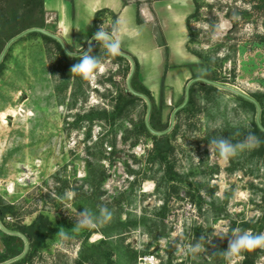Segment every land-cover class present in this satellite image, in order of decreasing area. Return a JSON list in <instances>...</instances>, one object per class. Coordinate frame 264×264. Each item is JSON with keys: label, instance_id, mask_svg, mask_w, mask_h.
Instances as JSON below:
<instances>
[{"label": "rangeland", "instance_id": "1", "mask_svg": "<svg viewBox=\"0 0 264 264\" xmlns=\"http://www.w3.org/2000/svg\"><path fill=\"white\" fill-rule=\"evenodd\" d=\"M255 4V0H192L186 5L192 7L190 15L197 8L196 15L188 21L189 47L204 55L227 57L221 67L210 66L214 74L225 81L218 82L221 92L214 96L215 102L210 100L205 105L200 101L202 109L193 119L197 128L188 130L183 125L174 141L175 170L181 174L191 173L189 179L194 188L199 187V194L205 200L203 207L199 210L183 190L179 191L180 195L172 194L164 217V233L160 234L161 225L153 229L160 236L156 240L143 224L121 234L118 227L112 226L120 209L122 219L130 213L139 218L147 217V224L150 218L158 220L156 213L163 202L161 193L155 192L154 180L142 179L144 174L157 168H150L145 162L153 145L151 139L141 136L137 144L131 145L132 138L124 140L123 129L117 125L114 138L110 128L97 120L90 127L89 137L87 121L81 126L72 125L78 112L92 107L111 109L112 93L127 86L129 74L125 71L132 67V54L127 53L132 61L128 58L119 62L111 58L99 61L90 78H81L87 100L83 102L78 92L76 105L70 107L74 84L70 82L63 90L60 73L53 71V46L35 35L22 36L13 43L0 72V197L14 205V213L6 217L10 224L29 223L44 213L58 227L47 239V246L41 248L29 264H75L85 230L90 228L74 227L76 214L83 208L93 216L97 229L88 241L96 242L109 235L114 247L112 259L118 262L120 252L126 259L124 247L129 246L138 253L135 264H159L168 259L172 264H216L212 254L223 242L227 248L228 237L213 236V231L223 229L232 235L233 230H241L242 221H255L261 216L260 192L256 187L264 184L263 160L257 162L251 158L248 147L237 149L233 156L235 169L229 170L230 157H221L215 146L205 140L208 130L216 131L224 126L237 128L250 123L252 113L238 106L233 93L251 96L264 90V45L258 43L256 37L264 34V9ZM69 7L74 24L79 28L76 36L92 32L94 14L85 1L69 0ZM44 16L48 24L54 25V14L45 12ZM131 17L137 18L135 7ZM106 19L100 25L112 30L114 17ZM178 26L171 23L165 31L173 54L166 68V48L159 49L161 54L147 50L149 53L138 58L141 61L139 78L156 100L165 73L163 98L167 107L163 118L171 122H174L172 108L185 93L193 73L204 75L207 71L203 60L187 51V43L183 51L180 49ZM142 29L136 33L132 29L119 33L124 41L120 42V50L132 52L129 44L146 43ZM55 34L66 43L58 30ZM79 37L83 42L79 47L73 46L76 53L88 50L92 36ZM215 48L218 50L214 53ZM183 57L185 61L198 63L201 60L202 65L190 67L183 63ZM142 112L140 101L123 121L124 126L130 129ZM230 135L237 140L235 133ZM103 138L105 143L101 146L98 141ZM112 140H115V153H111L112 146L108 143ZM88 162L95 168H104L107 174L98 191L84 181ZM130 168L134 172H129ZM99 191L103 192L99 195ZM247 231L251 234L250 229ZM260 233H264V229ZM2 250L0 238V252ZM261 250L256 264H264V248ZM223 258L224 264L242 261L225 255Z\"/></svg>", "mask_w": 264, "mask_h": 264}, {"label": "trees", "instance_id": "2", "mask_svg": "<svg viewBox=\"0 0 264 264\" xmlns=\"http://www.w3.org/2000/svg\"><path fill=\"white\" fill-rule=\"evenodd\" d=\"M255 7L259 9H264V0H255ZM45 9L44 0H0V55L3 52L7 42L15 37L17 34L29 28H42L50 33L55 34L57 31L55 24L50 25L45 20ZM197 8L194 13L187 17V22L190 17L196 15ZM98 15V14H97ZM189 23V22H188ZM97 30H95L96 32ZM39 36L45 44L53 46L54 50V62L52 66L60 73V78L63 82V90L67 89L70 82L74 84V89L71 93L72 101L69 104L70 107L76 105L78 100V92L81 93L82 101L87 100V93L82 88V79L77 73L70 72L72 65H74L78 56H68L67 51L64 49L62 43L55 37L44 33L42 31L33 30L27 32L23 36ZM257 42L264 45V34L257 35ZM22 38L19 37L15 39L6 49L1 61H0V72L4 69L5 60L11 50V47L15 41ZM190 39L187 42L188 50L196 55L199 59L203 60V64L206 66L207 71L205 74L200 75L197 72L193 73V78H199L194 80L188 89V96L185 101V93L182 94L179 99L175 102L172 113L173 114V124L171 126V120H164L163 113L167 104L163 98V80L165 73L162 76V82L160 87V95L156 100L151 90L140 80L139 78V63L136 57L132 56L134 60V70L130 77V86L133 91L137 93L144 94L149 102L150 109L148 113V122H146V115L148 112V102L140 95L131 92L127 86H121L116 89L115 94L111 95V109H106L104 107H92L88 111L83 113L75 114V121L72 123L74 126H81L84 121L89 124V129L87 131V136H90V127L93 121L97 120L108 126L113 133V138L116 135L117 127L123 129L124 140L132 138L131 145L138 143L141 136L150 138L152 141V147L148 150L145 162L153 168L157 166L150 174H144L142 179L149 178L155 181V192H159L162 198V204L158 207L159 211L156 213L158 215V220L150 218V224H147V217H136L128 213L126 219L121 218V209L117 211L114 221L112 222L113 227H118V234L129 230L130 227H135L139 224H143L144 227L149 231L154 240L158 239L160 236L157 232H154L155 227L161 225L163 229L161 230V235L164 233V217L167 213V206L169 197L172 194L180 195L179 191L183 190L186 197L194 202L198 209L201 210L205 200L199 194V187L194 188V183L189 179L190 174H181L175 170L174 153L176 150V145L174 141L178 136L179 129L184 125L188 130L196 129L195 123L193 121L194 117L202 109L200 106V101L204 102L205 105L209 103L208 101L213 100L215 102L214 96L220 93L221 89L218 85L212 82L205 81L204 79L210 81H225V79L219 78L211 70L210 66H222V61L226 59L213 56L211 54H203L199 50L192 49L189 47ZM68 51H72L74 55H78L74 50L73 45L64 43ZM91 49V55H97L99 61L104 58H111L114 62H119L122 60H127L126 57L122 55L113 56L108 54L106 50L99 45L95 40L90 44L88 49ZM218 48L214 49V53ZM126 52L124 50H120ZM127 53V52H126ZM188 66L193 67V65H202L201 60L197 62L186 63ZM167 64H165V68ZM131 71L130 67L127 68L125 74H129ZM235 100L239 107L243 109H248L252 113V119L250 123L246 126H240L237 128H232L224 126L216 131L208 130L206 132L205 140L210 142L219 136L231 139V133H235L238 137L237 140L232 142L242 141L246 136L251 134L255 140L253 141V147L249 149V155L254 158L257 162L263 160L264 162V90L254 92L251 97L255 100L252 101L241 95L239 93H233ZM143 104V115L136 121L133 122L132 127L129 129L124 126V120L129 117L133 108L139 103ZM259 106V111L258 107ZM205 108V107H204ZM171 113V114H172ZM258 116V121H257ZM117 125V127H116ZM199 128V127H198ZM104 139H100L98 142L103 146ZM112 146V152L117 151L115 146V140L108 142ZM102 152V151H101ZM217 152V151H216ZM218 153V152H217ZM219 154V153H218ZM231 164L228 167L229 170L235 169L233 165L234 157H230ZM162 171V172H161ZM129 172H134L133 169H129ZM161 172V173H159ZM107 174L104 168H95L94 164L88 162V173L84 178V181L89 182L95 191H98L103 181L105 180ZM64 183L67 182L66 179L63 180ZM252 186H254L252 184ZM256 187V186H255ZM260 192L261 203L259 207L261 208L262 214L255 221H242L240 224L241 230H251V234H259L262 229H264V184L262 187H256ZM103 192V191H102ZM98 192L97 194H101ZM94 195V192H93ZM96 198V197H95ZM14 213V205L11 203H6L0 197V223L3 228L0 227V238L3 244V250L0 252V264H29L32 262L33 258L38 254L41 248L47 246V239L58 230V227L53 225L52 221L44 213L38 214L29 223L21 224H10L6 217L9 214ZM219 216V215H217ZM218 218V217H217ZM233 227H231L232 229ZM97 229L95 227H90L85 230L83 241L79 249L77 258L75 259V264H135L138 253L136 250L124 247V253L126 259L120 256L118 262L112 259L113 245L109 235L106 238H102L96 242H89V236L95 232ZM121 243L124 240L120 236ZM123 244V243H122ZM127 248V249H126ZM26 250V251H25ZM226 250V244L223 242L222 245L216 250L212 255L216 264H224V254L223 251ZM25 253L12 261V258ZM261 248H256L251 251H245L242 253V261L240 264H256L257 257L261 254ZM9 261V262H7ZM159 264H172L171 259L167 261L161 260Z\"/></svg>", "mask_w": 264, "mask_h": 264}, {"label": "crops", "instance_id": "3", "mask_svg": "<svg viewBox=\"0 0 264 264\" xmlns=\"http://www.w3.org/2000/svg\"><path fill=\"white\" fill-rule=\"evenodd\" d=\"M85 3L89 6L90 10L94 14L91 24L93 26L92 32L86 35L88 38L93 36L95 30L101 26V22L106 21L109 16L114 17V27L112 30H117L118 34L128 30L126 32H130V30L142 29V34L145 32L146 38L148 42H152L153 44L147 43V40H143L146 43L134 42L135 44H129V48L132 52H128L132 54V56L136 57L138 63L141 62L138 60L142 54H146L147 50H157V54L159 53L160 48H166L165 53V64L168 63V59H170V55L172 56V52L170 51L169 40L165 36V31L169 28L171 23H177L179 26L178 31L180 32V40L178 45L180 44V49H185V45L188 42L187 40V17L190 15L192 11V7H187V3L192 0H84ZM185 4V6L183 5ZM184 6V7H181ZM72 7V6H71ZM136 8L137 18H132V8ZM44 9L46 13L54 14V24L57 28L58 32L65 39L66 43L71 44L73 46H80L83 42L82 37L76 36L79 34V28L74 24V16L70 11L69 0H44ZM98 14V15H97ZM102 27V26H101ZM144 30V31H143ZM125 32V33H126ZM74 36V37H73ZM120 37V35H119ZM131 37V36H130ZM120 42H124L120 37ZM144 49V52L141 49ZM180 50V55H181ZM125 51V50H124ZM183 51V50H182ZM187 51H190L187 48ZM184 64L195 62L194 60L185 61L187 59H183Z\"/></svg>", "mask_w": 264, "mask_h": 264}, {"label": "clouds", "instance_id": "4", "mask_svg": "<svg viewBox=\"0 0 264 264\" xmlns=\"http://www.w3.org/2000/svg\"><path fill=\"white\" fill-rule=\"evenodd\" d=\"M99 45L106 50L108 54L113 56L121 55L120 51V37L117 30H105L101 26L92 37ZM68 56H78L77 62L72 65L70 72L77 73L83 79L90 78L99 66L97 55H91V49L80 52L74 55L72 51L66 53ZM255 138L249 134L242 141L233 143L231 139H226L221 136L212 139L209 144L214 145L216 151L223 158L234 156L237 149H244L245 147H253ZM94 227L95 222L93 216L83 208V211L76 214V223L74 227ZM213 236L223 239L228 237L227 248L223 254L228 258L242 259V253L251 251L256 248H264V233L250 234L247 230H233L232 235H228L223 229L219 231L214 230ZM191 247H195L192 245ZM234 264V262H233Z\"/></svg>", "mask_w": 264, "mask_h": 264}, {"label": "water", "instance_id": "5", "mask_svg": "<svg viewBox=\"0 0 264 264\" xmlns=\"http://www.w3.org/2000/svg\"><path fill=\"white\" fill-rule=\"evenodd\" d=\"M33 30L42 31V32H44V33H47V34H49V35L55 37L56 39H58V40L62 43L64 49H65L67 52H69V51L66 49L65 44L63 43V41L61 40V38H59L56 34L50 33L49 31H47V30H45V29H42V28H29V29H26V30L22 31L21 33L17 34L15 37H13L12 39H10V40L7 42V44H6V46H5L4 50H3V52H2L1 55H0V61H1V59H2V57H3V55H4V53H5L6 49L8 48V46H9V45H10L15 39H17V38L23 36V35L26 34L27 32L33 31ZM92 37H93V36H92ZM92 37H91V39H90V41H89L88 46H90V44H91L92 41L94 40ZM121 53H122V54H121L122 56H124V57H126V58H128L129 60L132 61V58H131L127 53H124V52H121ZM133 70H134V62L132 61L131 71H130V73H129V75H128V78H127V87H128V89H129L131 92H133L134 94L140 95L141 97H143V98L148 102V112H147V115H146V122H148V113H149V109H150V102H149L148 98H147L144 94L137 93V92H135V91L132 90V88H131V86H130V77H131V74H132ZM196 79H199V78H193V79H191V80L187 83L186 90H185V101H186L187 96H188V89H189V86H190V84H191L194 80H196ZM204 80H205V81L212 82V83H214L215 85H218V86L220 87V84H219L218 82L210 81V80H207V79H204ZM236 93H239V92H236ZM239 94H241V93H239ZM241 95H244V94H241ZM244 96L247 97L248 99H250V100H252V101L255 102V100H254L251 96H247V95H244ZM257 107H258V111H259V106H257ZM174 111H175V110H174ZM174 111H173V113H172V120H173V114H174ZM257 121H258V116H257ZM172 124H173V121L171 122V126H172ZM0 227L3 228V226L1 225V223H0ZM25 251H26V250H25ZM25 251H24L22 254H20V255L14 257V258H12V259L9 260V261H12V260H14V259H17V258L21 257V256L25 253ZM9 261H7V262H9Z\"/></svg>", "mask_w": 264, "mask_h": 264}]
</instances>
